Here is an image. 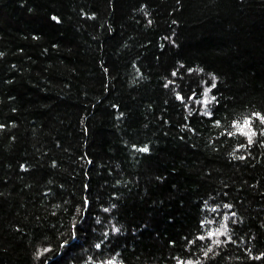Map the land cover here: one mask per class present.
I'll list each match as a JSON object with an SVG mask.
<instances>
[{"label":"trees","instance_id":"16d2710c","mask_svg":"<svg viewBox=\"0 0 264 264\" xmlns=\"http://www.w3.org/2000/svg\"><path fill=\"white\" fill-rule=\"evenodd\" d=\"M255 113L264 0H0V264H264Z\"/></svg>","mask_w":264,"mask_h":264},{"label":"snow or ice","instance_id":"6c2138e0","mask_svg":"<svg viewBox=\"0 0 264 264\" xmlns=\"http://www.w3.org/2000/svg\"><path fill=\"white\" fill-rule=\"evenodd\" d=\"M53 19H56V18L53 17ZM149 23H151V21H149ZM172 75L175 76L176 73L173 72ZM213 80H215L214 77H213ZM170 83H171V82H170ZM165 86L167 87V85H165ZM215 87H216V84H215V82H213V84L211 85V87L205 91L204 95L207 96V95H208V92H210V91L212 90V88H215ZM177 99H183V98L180 97L179 95H177ZM211 99H212V100H215L216 97L213 96ZM208 102H209V101H205L204 103L207 104ZM206 114L210 115V113H206ZM254 115H256L257 117H260V118H261V122L264 123V117H261L259 113H255ZM244 123H245V124H248L249 121H248L247 119H245ZM216 124L218 125V124H219V121H217ZM233 126H234V127H238V125H236V124H234ZM0 127H3V126L0 125ZM244 134H247V133H244ZM248 142H249V144L252 143L251 137H249V141H248ZM136 151L141 152V153H145V152H148L149 149H148L147 146H144V147L136 148ZM241 159H243V157H241ZM85 203L87 204V202H85ZM225 207H230V205H225ZM105 211H107V209H105ZM116 230L118 231L119 229H116ZM226 231H227L226 226H225V225H222V226H221V229H217V233H216V234H217V235H225ZM209 235L211 236L212 234L209 233ZM200 239H203V237H200ZM216 243H219V241H216ZM97 247H100V245H97ZM47 251H50V250H49V249H44V250L40 253V255H43L44 252H47ZM208 251H211V248H209ZM205 255H207V253H205ZM108 264H113V262H112V261H108ZM188 264H191V261H189Z\"/></svg>","mask_w":264,"mask_h":264}]
</instances>
